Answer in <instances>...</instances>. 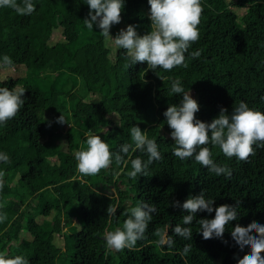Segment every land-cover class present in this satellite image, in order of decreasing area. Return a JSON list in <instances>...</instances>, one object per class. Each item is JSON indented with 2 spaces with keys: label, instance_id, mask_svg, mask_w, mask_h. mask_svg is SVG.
Masks as SVG:
<instances>
[{
  "label": "trees",
  "instance_id": "obj_1",
  "mask_svg": "<svg viewBox=\"0 0 264 264\" xmlns=\"http://www.w3.org/2000/svg\"><path fill=\"white\" fill-rule=\"evenodd\" d=\"M33 3L31 15L0 8V60L7 55L13 61L10 68L0 66V87L25 89L18 114L0 124V152L11 161L0 163L5 172L0 213L7 214L0 223V252L22 255L29 264H237L235 257L250 249L240 251L232 228L264 224V147L253 145L255 155L245 162L208 144L214 162L232 171L230 179L216 176L194 157L172 155L174 141L163 113L182 99L170 91L176 79L199 104L195 115L203 122L210 123L221 108L230 114L241 101L264 112V0H201L199 40L185 53L188 66L171 71L139 62L129 67L125 50L105 41L95 24L92 30L83 24L86 0ZM121 15V23L110 29L113 38L129 24L139 35L151 30L148 0H124ZM193 51H200L199 58ZM61 113L68 124L56 122ZM133 125L156 140L162 156L147 176H127L130 158L148 159L139 150L125 156L126 166L116 165L113 156L98 175L78 172L74 152L85 146L87 130L98 133L115 154L123 144L134 147ZM201 191L215 200L213 207L240 202L238 219L226 226L223 240H204L198 232L196 222L214 218V212H198L191 225H183L187 213L171 206ZM141 202L157 209L145 239L131 250L107 249L105 231L122 227L126 210ZM110 205L114 215L107 214ZM177 224L190 227L192 239L175 235ZM157 228L172 236V248L154 243ZM186 244L192 247L182 256Z\"/></svg>",
  "mask_w": 264,
  "mask_h": 264
},
{
  "label": "clouds",
  "instance_id": "obj_2",
  "mask_svg": "<svg viewBox=\"0 0 264 264\" xmlns=\"http://www.w3.org/2000/svg\"><path fill=\"white\" fill-rule=\"evenodd\" d=\"M86 4L89 12L83 24L89 30H92L95 24L101 30L99 34L105 41H110L117 49L125 50L126 59L130 61L129 67L138 62L146 63L151 70L162 68L171 71L174 67L188 66L185 63V53L200 37L198 25L203 12L201 0H148L151 30L147 34L139 35L136 26L129 24L120 29L115 38L110 35V29L113 25L121 23L124 0H86ZM0 8H10L18 15L24 16L31 15L36 6L33 0H0ZM200 55V51L191 53L193 58H199ZM0 66L12 67L11 57L4 55ZM170 91L173 94H182L179 105H169L163 113L174 141L173 156L181 160L194 157L195 161L210 173L216 176L224 175L230 179L231 169L227 165L214 162L208 144L218 146L228 158L236 157L245 162L255 155L253 145L264 147V112L250 108L241 101L238 106L232 108L230 114L227 109L221 108L219 115L210 123L203 122L195 115L200 111L199 104L192 98L190 91L185 92L178 79L171 82ZM24 93L23 87H0V124H6L18 114L25 104L22 98ZM56 122L68 124L62 113ZM130 134L134 147L133 144H123L120 151L113 154L109 144L101 139L100 135L86 133L85 146L74 152L78 172L84 176L98 175L101 170L111 166L113 156L116 165L126 166L129 161L125 156L130 150H139L146 153L148 159L145 162L140 157L130 158L132 170L127 172V176L131 179H136L138 175L147 176L149 166L162 159L158 144L155 139H149L147 132L136 125L130 128ZM10 162L9 155L0 152V163ZM4 176L5 172L0 171V191L4 187ZM214 203L215 200L206 198L205 191H201L199 195L189 196L183 203L175 201L171 206L187 213L182 217L183 225H191L198 212H214V218H203L196 222L200 225L198 232L202 233L204 240H223L226 226L238 219L237 207L240 202L213 207ZM156 211V207L147 202L129 207L125 212L127 219L122 227L105 231L107 249L115 252L133 249L138 241L145 239V233ZM115 212L116 209L111 205L107 208L108 215H114ZM6 219L7 214L0 213V223ZM172 232L186 240L192 239L193 236L192 229L181 224H177ZM153 234L158 237L154 242L156 245L173 247L172 236L163 229L157 228ZM231 238L241 252L246 248L250 249L242 258L235 257L237 264H264V224L256 221L246 227L236 224L231 230ZM191 247L192 245L186 244L180 254L186 256ZM0 264H29V261L22 255L9 256L6 252H0Z\"/></svg>",
  "mask_w": 264,
  "mask_h": 264
},
{
  "label": "rangeland",
  "instance_id": "obj_3",
  "mask_svg": "<svg viewBox=\"0 0 264 264\" xmlns=\"http://www.w3.org/2000/svg\"><path fill=\"white\" fill-rule=\"evenodd\" d=\"M68 31H70V30L68 29ZM176 95L182 97V94H176ZM91 122L94 123V121H91ZM93 123H92V124H93ZM52 132H53V135L58 136L59 128L55 127V128L52 130ZM87 133H91V134H94V135H99L98 133L92 132L91 130H87ZM62 137H63V136L60 135V138H62ZM99 186H100V182L97 183L96 188H98ZM47 235H48V234H47ZM53 250H54V249H53ZM55 250H56V249H55Z\"/></svg>",
  "mask_w": 264,
  "mask_h": 264
},
{
  "label": "water",
  "instance_id": "obj_4",
  "mask_svg": "<svg viewBox=\"0 0 264 264\" xmlns=\"http://www.w3.org/2000/svg\"><path fill=\"white\" fill-rule=\"evenodd\" d=\"M104 237V236H103Z\"/></svg>",
  "mask_w": 264,
  "mask_h": 264
}]
</instances>
